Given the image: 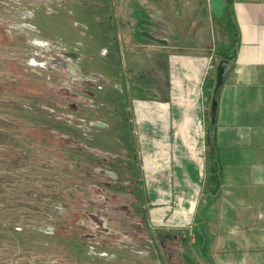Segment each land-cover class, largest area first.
I'll use <instances>...</instances> for the list:
<instances>
[{"label": "rangeland", "instance_id": "1", "mask_svg": "<svg viewBox=\"0 0 264 264\" xmlns=\"http://www.w3.org/2000/svg\"><path fill=\"white\" fill-rule=\"evenodd\" d=\"M122 1L121 6L118 0H0V264H214L195 228L150 219L151 209L179 211L172 206L179 198L148 201L143 187L148 175L137 155L152 137L141 130L134 109L152 95L150 100L167 99L162 62L171 54L190 85L200 88L194 78L199 73L203 78L202 97L197 96L203 132L212 121L207 95L217 65L213 58L228 45L227 30L215 23L196 37L189 27L201 16L198 21L177 11L173 16L174 0H150L147 32L159 44H136L139 53L131 57L125 48L115 53L123 35L119 14L125 21L134 7ZM179 20L187 30L175 28ZM25 23L37 33L19 27ZM33 34L81 56L80 72L104 83L77 80L93 97L72 89L76 98L66 96L68 78L27 44ZM121 75L123 90L116 88ZM215 158L216 193L223 173L216 148ZM201 167L197 204L208 186L206 160ZM222 253L225 246L217 264L225 262Z\"/></svg>", "mask_w": 264, "mask_h": 264}, {"label": "crops", "instance_id": "2", "mask_svg": "<svg viewBox=\"0 0 264 264\" xmlns=\"http://www.w3.org/2000/svg\"><path fill=\"white\" fill-rule=\"evenodd\" d=\"M149 1L130 0L127 4L134 7L126 22L119 14L116 24L122 25L123 35L120 49L116 39L115 53L122 54L120 50L125 48L131 57L139 53L136 44H159L147 32L151 23ZM174 1L173 16L177 11L184 18L187 14L194 15L197 21V16L202 17L189 27L196 31V37L213 29L211 24L223 23L229 43L218 51L229 48L233 58L231 63L217 60L218 51L213 58L217 65L213 68L212 86L207 95V112L210 117L212 107V121L206 122L203 132L198 115L202 105L199 109L197 103V96L201 98L203 93V78L199 72L196 75L197 71L190 70L196 75V85L201 87L190 85L177 58L171 54L162 62L168 79L167 99L150 100L152 95L149 99L138 100L135 115L144 134L152 137L145 151L137 155L148 175L143 186L145 195L152 204L158 196L172 201L179 198L177 204H172L179 211L169 207L158 212L151 209L150 219L166 226L185 224L187 228H195L199 244L202 242L201 245L208 249L214 264L220 262L217 253L224 246L225 262L221 264H264V0H230L228 16L221 13L218 17L208 9L207 0ZM118 2L123 5L122 0ZM170 4L168 1V7ZM163 11L165 14V7ZM134 14H141V17H134ZM181 20L175 22L177 27L173 26L187 30V23L184 25ZM136 57L140 62L141 58ZM221 61L226 63L222 68ZM122 77L116 88L123 90ZM208 128L213 133L210 137L213 148L223 159L222 182L214 194L211 193L212 183H208L197 204V192L204 179L201 163L206 160ZM176 142L177 149L171 155V147ZM194 203L197 204L195 212L191 209Z\"/></svg>", "mask_w": 264, "mask_h": 264}, {"label": "water", "instance_id": "3", "mask_svg": "<svg viewBox=\"0 0 264 264\" xmlns=\"http://www.w3.org/2000/svg\"><path fill=\"white\" fill-rule=\"evenodd\" d=\"M207 6L210 12L212 13V15L218 17L220 16L224 8V0H207ZM19 27L37 33L31 24L25 23L19 25ZM27 44L38 47L42 51L52 52L57 50L59 56H55L56 62L52 61L49 63L59 66L66 74H68L69 76L76 77L77 80L79 79L84 82H96V80L98 79V76L95 74L84 75L78 71L76 63L80 61L81 56L74 51H66L64 49L65 48L64 44L57 43L52 40H48L46 38L38 36L37 34L31 35L30 40L28 39ZM225 65L226 63L224 61H221L220 68H222V66ZM75 71L77 72L75 73ZM97 125L102 126L99 123H97Z\"/></svg>", "mask_w": 264, "mask_h": 264}, {"label": "trees", "instance_id": "4", "mask_svg": "<svg viewBox=\"0 0 264 264\" xmlns=\"http://www.w3.org/2000/svg\"><path fill=\"white\" fill-rule=\"evenodd\" d=\"M224 1L226 5L224 6V9L221 15L228 16L229 13L227 12V6L230 0H224ZM233 41H235V39H233ZM232 58H233L232 50H229V48L225 51L220 50L217 52V57H216L217 60L224 59L228 63H231ZM205 134H206V139L209 136L208 142H207L208 148H206V161L208 163L207 180L209 184L212 183L213 189L211 193L214 194L220 182V176H219L220 174H219V168L217 166V160L215 158V150L210 140L211 134H213L212 130L208 128ZM166 236L169 237L168 235ZM179 240L181 244H185L184 237L183 238L180 237Z\"/></svg>", "mask_w": 264, "mask_h": 264}, {"label": "flooded vegetation", "instance_id": "5", "mask_svg": "<svg viewBox=\"0 0 264 264\" xmlns=\"http://www.w3.org/2000/svg\"><path fill=\"white\" fill-rule=\"evenodd\" d=\"M16 25V24H15ZM66 51H70V50H66ZM39 54H42V60L44 63H49V62H52V61H55V56H59L58 54V51L55 50V51H52V52H47V51H39L37 52ZM77 66V64H76ZM49 68H51L57 75H61L63 76L64 78H68L67 79V82H68V86H67V89L65 88L66 91L65 94L67 97H74L76 98V96H73L75 95V92L71 91L70 89L72 90H78L80 91L81 93L85 94L86 96H90V97H93L94 95L92 93H90L89 91H87L83 86L79 87L77 84V78L74 77V76H69L68 74H66L59 66H56L53 67L52 65L49 66ZM78 68V67H77ZM78 71H79V68H78ZM77 71H75L76 73ZM80 72V71H79ZM81 73V72H80ZM82 74V73H81ZM90 84V83H87V85ZM92 84V83H91ZM94 84L97 86V85H103L104 83L102 82V80H100V78H98L96 80V82H94ZM69 87V88H68ZM71 91V92H70ZM80 101H83V102H86L87 100L86 99H79Z\"/></svg>", "mask_w": 264, "mask_h": 264}]
</instances>
